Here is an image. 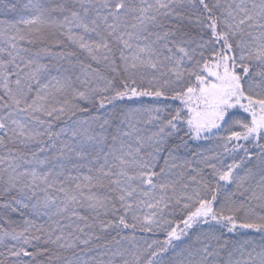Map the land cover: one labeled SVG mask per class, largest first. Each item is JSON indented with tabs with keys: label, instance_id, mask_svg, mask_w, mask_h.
<instances>
[{
	"label": "snow or ice",
	"instance_id": "6c2138e0",
	"mask_svg": "<svg viewBox=\"0 0 264 264\" xmlns=\"http://www.w3.org/2000/svg\"><path fill=\"white\" fill-rule=\"evenodd\" d=\"M0 264H264V0H0Z\"/></svg>",
	"mask_w": 264,
	"mask_h": 264
}]
</instances>
